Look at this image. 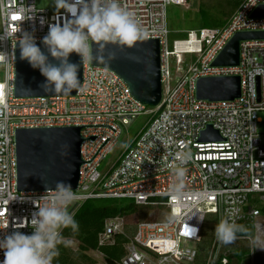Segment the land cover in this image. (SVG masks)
Wrapping results in <instances>:
<instances>
[{"label":"built area","instance_id":"1","mask_svg":"<svg viewBox=\"0 0 264 264\" xmlns=\"http://www.w3.org/2000/svg\"><path fill=\"white\" fill-rule=\"evenodd\" d=\"M121 6L140 21L145 39H158L161 47L162 99L155 106L137 101L127 84L113 71L84 65L81 89L74 97L17 98L14 94L17 37L29 32L42 42L49 25L65 17L62 9L51 12L38 8L36 0H0V239L19 230L31 235L25 219L49 201L46 192L18 190L15 135L18 129L81 127V157L76 199L69 206L75 213L92 199H128L136 206L162 209L163 218L137 224L134 235L125 231L124 217L105 221L99 244L112 243L116 234L128 238L125 256L117 264H196L200 245L211 241L205 264H229L234 249L245 248L264 264V241L258 237L259 219L264 217V40L240 43L237 67H213L212 63L238 32L264 31V17H251L264 0H243L220 27L182 31L185 38L170 41L171 6L191 8L190 0H119ZM16 17L17 19H13ZM41 19L46 22L41 24ZM13 52L15 57L13 56ZM239 76L241 97L234 101L209 102L197 97V83L205 77ZM259 80V83H258ZM143 114L150 116L140 135L124 150L116 165L103 173L102 161L115 148L123 127ZM211 125L221 141H203ZM189 153L183 195L172 188L177 183L168 165L179 163V153ZM227 209L244 231L232 244L220 243L216 225ZM210 217L209 222L207 219ZM200 218L203 220L201 221ZM196 229L198 231L196 232ZM62 232V230H61ZM4 250L0 249V262Z\"/></svg>","mask_w":264,"mask_h":264},{"label":"clouds","instance_id":"2","mask_svg":"<svg viewBox=\"0 0 264 264\" xmlns=\"http://www.w3.org/2000/svg\"><path fill=\"white\" fill-rule=\"evenodd\" d=\"M57 12L63 9L70 19L65 17L63 24L57 21L49 25V31L43 37L42 43L47 53L57 61L52 63L49 55L37 46L36 38L29 32H22L16 36L20 28L15 31L5 30L6 39H15L20 47V59L27 61L33 69H38L46 79L41 85L45 93L71 94L81 89L78 78L80 65L94 60L99 63H109L117 59L115 51L104 55L109 44L116 45L120 50L131 48L138 41L146 38V32L134 14L125 10L119 0H54ZM46 21L41 19V24ZM93 43L97 46V53H93ZM76 53L81 63H72L69 57ZM13 56L15 54L13 52ZM4 53L0 52V59ZM264 74V69L256 70ZM6 112V106L0 108V116ZM4 124L0 122V128ZM179 163L168 165L173 169L177 183L172 191L177 196L183 195L185 188L186 169L183 165L191 159L189 153L178 154ZM41 199L49 201L43 206H37L38 211L32 213L29 222L25 219L19 227L30 226L34 229L31 235L19 230L0 239V249L4 250V260L0 264H52L54 257L59 255L57 245L61 241V230L78 229L74 213L69 206L76 199L71 184L57 181L55 189L46 185V193ZM236 209H227L225 217L221 218L215 228L217 240L225 245L232 244L237 239V233L244 231L243 226L237 225L233 217ZM202 221L203 219L200 218ZM198 229H196V232Z\"/></svg>","mask_w":264,"mask_h":264},{"label":"water","instance_id":"3","mask_svg":"<svg viewBox=\"0 0 264 264\" xmlns=\"http://www.w3.org/2000/svg\"><path fill=\"white\" fill-rule=\"evenodd\" d=\"M251 17H264V5L259 6ZM264 40V31H245L236 33L223 51L212 63L213 67H237L240 64V43L243 41ZM52 63H57L42 42H36ZM115 51L117 59L109 63L94 60L93 66L116 73L129 87L132 96L140 103L155 107L162 99L161 47L158 39H144L133 47L120 50L109 44L104 55ZM93 53L97 46L93 43ZM19 43L16 46L14 94L17 98L74 97L71 94L45 93L41 85L45 77L38 69H33L27 61L20 58ZM72 63H81V58L72 53ZM84 65H80L78 78L83 82ZM259 83V80H258ZM197 97L209 102L234 101L241 97L239 76L205 77L197 83ZM203 141H221L218 131L211 125L202 133ZM81 127H56L38 129H18L15 135L18 190L20 192H46V185L55 189L57 181L71 184L72 190L78 188L81 157Z\"/></svg>","mask_w":264,"mask_h":264},{"label":"trees","instance_id":"4","mask_svg":"<svg viewBox=\"0 0 264 264\" xmlns=\"http://www.w3.org/2000/svg\"><path fill=\"white\" fill-rule=\"evenodd\" d=\"M242 1L202 0L199 2L195 14L198 22L197 29L222 26L238 9ZM186 13L192 14V10H186ZM171 23L175 26L176 22ZM170 27L172 31L175 30L172 25ZM137 211L138 206L128 199H92L86 201L74 213L78 229L76 231L71 228L62 229V239L57 245L59 255L54 257L52 264H97V260L88 254L91 251L102 254L106 264H117L126 254L124 247L128 242V238L122 234H116L112 243L100 245L99 236L104 230L107 219L126 217L137 213ZM262 213L264 215V206L262 207ZM66 240H76L79 243L78 250L74 251ZM210 246V240L200 245L196 264H205ZM248 256L249 250L246 247L234 249L233 253L228 255L229 264H242L246 259H249ZM253 264H263L262 257L256 255Z\"/></svg>","mask_w":264,"mask_h":264},{"label":"rangeland","instance_id":"5","mask_svg":"<svg viewBox=\"0 0 264 264\" xmlns=\"http://www.w3.org/2000/svg\"><path fill=\"white\" fill-rule=\"evenodd\" d=\"M202 0H190L192 14H187L186 9L183 7L171 6L169 8V22L175 21V26L171 23L174 31L178 30L180 33L172 34L170 36V41L174 39H182L186 37V34L182 31L194 30L197 29V21H196V11L198 10V4ZM208 1V0H206ZM36 5L38 8L49 9L51 12H57L55 7L54 0H36ZM62 10V9H61ZM59 10V11H61ZM195 12V13H194ZM2 30L1 26V18H0V32ZM4 79V69L3 66L0 65V81ZM260 116L264 118V113H261ZM150 116L147 114H143L138 116L135 121L129 127H123L121 135L118 138L117 144L112 152L102 161L99 170L103 173L107 172L111 169L113 165H116L118 159L124 152V150L128 147L130 143L135 141V139L140 135L144 126L148 123ZM259 130L264 133V124L259 125ZM165 212L162 209L153 207V206H138V211L135 214L124 217V226L125 231L128 236H133L136 226L138 223L146 221V220H154L157 218H163ZM210 217L207 219L209 222ZM259 226H264V217L259 219ZM258 237H262L264 241V228H261L257 231ZM67 241V240H66ZM68 244L72 247L74 251L78 250L79 243L76 240H68ZM244 247H248L245 243H243ZM90 256L97 260V264H106L104 257L99 252L91 251L88 253ZM249 259L245 260L242 264H253L254 259L250 256Z\"/></svg>","mask_w":264,"mask_h":264},{"label":"snow or ice","instance_id":"6","mask_svg":"<svg viewBox=\"0 0 264 264\" xmlns=\"http://www.w3.org/2000/svg\"><path fill=\"white\" fill-rule=\"evenodd\" d=\"M13 19H17L16 17H13Z\"/></svg>","mask_w":264,"mask_h":264}]
</instances>
